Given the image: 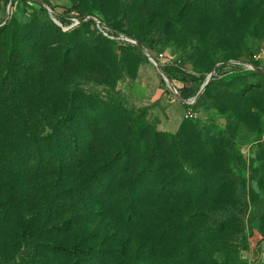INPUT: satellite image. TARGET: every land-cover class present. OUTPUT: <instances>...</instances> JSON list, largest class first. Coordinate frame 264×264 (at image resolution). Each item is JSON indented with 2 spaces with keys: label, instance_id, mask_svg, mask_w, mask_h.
<instances>
[{
  "label": "rangeland",
  "instance_id": "1",
  "mask_svg": "<svg viewBox=\"0 0 264 264\" xmlns=\"http://www.w3.org/2000/svg\"><path fill=\"white\" fill-rule=\"evenodd\" d=\"M144 1L0 0V98L7 97L16 105L13 115H37L41 112L38 100L66 96V90L57 82L74 81L71 98L84 100L72 107L74 114L80 113V107L88 110L85 102L90 98L109 101L108 91L113 89L125 107L119 120L126 119V124L130 120H147L159 135L174 136L183 131L194 143L198 171L203 175L204 170L221 169L219 174L212 175L213 186L208 191L193 195L194 216L185 212L186 225L200 228L206 234V238H197L187 251L191 255L189 264H264V74L258 70L264 71V0L248 6L244 13L228 5L231 0H224L230 13L227 26L217 25L211 16L207 18L205 7L209 0H147L142 6L140 2ZM185 3L195 7L194 15L184 11ZM43 4L64 16L99 15L115 30L132 35L139 45L119 47L117 41L103 39L91 22L73 33L63 32L49 12L41 8ZM133 16L140 18L137 24L132 22ZM170 19L181 20V27L163 28L164 21ZM71 40L76 42L75 47L64 49ZM97 40L101 41V54L95 44ZM206 42L214 43V49L204 51ZM129 45L132 48L126 47ZM10 47H16L11 63L6 59ZM146 49L156 55L164 53L166 57L157 60V65L147 56ZM11 65L16 69L11 71ZM213 71L215 81L202 93L201 100L200 96L191 103ZM16 98H21L22 103ZM189 112L196 116L187 117ZM80 125L76 127L82 128ZM35 126L37 132L44 130L40 123ZM123 126L118 121L108 136L97 134L92 155H83L86 166L75 169L80 187L86 180L103 178L100 188L110 190V195L95 192L89 197L79 187L80 191L75 188L72 195L65 196L60 208L49 215L38 208L30 209L34 219L28 224L24 239L11 221L5 229L0 227V247L10 256L6 259L0 255V264L34 261L72 264L68 253L54 247L57 243L71 246L80 243L89 248L100 243L106 231L112 232L113 221L108 214L119 215L117 201L125 180L119 176L106 179L96 171V164L104 163L107 156L119 150ZM202 128L212 130L211 145L206 146L196 135ZM26 163L39 169L34 162L23 164L27 166ZM182 164L185 172H193L189 163L182 161ZM23 170L30 175V170ZM183 185L184 195H189L187 183ZM154 191L151 180L146 189L149 202ZM181 200L184 208L191 205L189 199ZM170 203H153L152 207L159 213L161 209L168 210ZM164 224L160 220L152 232L156 236L165 234L168 238L161 248L171 251L176 237L189 229L168 226L164 230ZM136 245L142 249L140 263L159 264L155 261L160 255L156 243L147 245L140 240L131 248ZM99 259L98 255L93 264H102ZM86 261L82 264H87ZM165 263L170 261L164 260Z\"/></svg>",
  "mask_w": 264,
  "mask_h": 264
},
{
  "label": "trees",
  "instance_id": "2",
  "mask_svg": "<svg viewBox=\"0 0 264 264\" xmlns=\"http://www.w3.org/2000/svg\"><path fill=\"white\" fill-rule=\"evenodd\" d=\"M261 1L263 0H231L227 3L224 0H209L205 7L206 16L208 19L211 16V20L217 25H226L230 13L227 11L228 8L226 9L225 3L236 7L238 13H244L248 6L258 5ZM146 2L147 0L140 3L145 6ZM41 8L45 9L44 6ZM182 8L184 11L189 10L191 15L195 14V7L190 3H185ZM139 19V17L133 16L132 22L137 24ZM62 20L66 22L65 18ZM105 21L114 29L110 22ZM88 22L92 23L91 20L82 22L78 27L66 33H73ZM175 25L181 27V20H165L162 27L169 28ZM56 27L61 29L58 25ZM52 31L60 33L55 28H52ZM98 34L103 39L113 42L100 33ZM197 40L205 42L203 38H197ZM69 42V46L67 45L64 49L69 50L75 47V41ZM100 42L97 40L95 44L98 45L97 50L101 54L103 50L99 46ZM204 45H206L202 46L204 51H211L215 44L206 42ZM123 46V44L119 45V47ZM126 47L132 48L130 45ZM15 48L10 47L7 50L6 59L9 63L13 61ZM109 59L112 61L113 57L110 55ZM10 68L11 71L16 69L14 65H11ZM56 75L58 73H55ZM215 79L216 74L207 87ZM57 85L66 90V96L38 100L37 104L40 109L38 107L37 109L41 112H37V115H13L12 110L16 105L11 104L7 97L0 98L1 230L8 227L6 225L11 221L17 225V232L24 239L23 236L28 231L27 226L34 219V214L30 209L38 208L41 213L49 215L52 211L60 208L65 196L72 195L75 188L79 189L77 191H80L81 188V193L89 197H93L95 192L99 195L102 193L110 195V190L104 188L101 190L102 187L100 188V181H103V178L94 182L86 180L87 182L84 181L80 187L75 169H80L79 165L81 167L86 166L82 158L83 155H89L92 152L94 144L98 141L96 135L108 136L109 132L114 130V125L121 121L125 126H123L124 131L120 135L119 150L113 156H107L104 163L96 164V171L99 175H105L106 179L119 176L125 180L119 194V201H117L120 216L114 212V214H108L113 221L112 232L106 231L105 238L100 243L89 246V248H83L80 243L71 246L63 242L57 243L54 247L63 253H68L72 258V264H82L86 260L87 264H93L98 255L102 264H143L139 262L143 258L142 249L138 245L135 249L131 248L132 244H138L141 240V243L144 242L147 245L149 243L158 245L157 251L160 255L155 261L159 264H163L164 260L170 261V264H189L191 255L187 254V251L197 238H206V234L200 228L186 225L185 212L188 214L194 212L196 207L193 195L199 196L202 192L208 191L213 186L212 175L219 174L221 169L215 167L212 171L204 170L202 175L198 171V164H195L194 143L192 140L191 142L188 140L183 131H178L174 136L159 135L155 126L147 120H130L127 124L125 123L126 119L119 120L118 116H121L125 107L121 96L113 89L108 91L109 101L90 98L85 102L89 109L80 107V113L75 112L74 114L72 107L78 106L77 102L84 103L82 99L75 98L74 100L73 97L71 98L72 91L75 89L74 81L62 80L57 82ZM3 86L6 85L3 84ZM202 96L203 94L199 100L202 99ZM15 100L22 103L21 98ZM126 115H128L127 112ZM239 116V113L235 114L237 119ZM37 123H40L44 130L37 132L35 126ZM78 124H81L82 128H77ZM46 130L49 131L45 132ZM194 130L197 132L198 128L194 127ZM211 132V129L202 128L195 134L208 146L213 141L210 137ZM26 161L34 162V165H38L39 169L30 167L27 163L25 166L23 163ZM182 161L191 165L192 173L185 172ZM23 167L30 170V175L25 173ZM54 175L56 177H53ZM14 180L17 181L16 184ZM151 180L155 184L152 202L155 204H162L164 201L171 202L169 211L161 209L157 213L152 207L153 203L147 200L146 189ZM184 182L187 183V190L192 196L190 194L184 195L186 192ZM223 182L224 180L221 181V183ZM96 185H99V188L94 187ZM181 198L192 201L190 202L191 205L184 208ZM109 205L108 202L107 206ZM160 220L163 224L165 223L164 230L168 226L176 229H182V227L189 229L188 232L184 230L181 235L176 237L171 251L161 248L168 237L165 234L156 236L152 232L153 226L157 225ZM115 238H119L120 241ZM115 243L116 247L120 248L116 249ZM148 252L145 255H148ZM0 255L6 259L10 257L5 254V250H2L1 247ZM2 264L7 263L3 262ZM33 264L44 263L34 261Z\"/></svg>",
  "mask_w": 264,
  "mask_h": 264
},
{
  "label": "built area",
  "instance_id": "3",
  "mask_svg": "<svg viewBox=\"0 0 264 264\" xmlns=\"http://www.w3.org/2000/svg\"><path fill=\"white\" fill-rule=\"evenodd\" d=\"M43 6L49 12L55 24L58 25L65 32L73 30L74 28L78 27L82 22L91 20L94 28L98 31V33H100L104 37L110 40H113V41H117L119 44H123V45H128V44H138L139 45V42L134 37L129 36L123 32L115 31L99 15L94 14V15H87V16H77V15L64 16L63 14H60V12H58L56 9H52L51 7L45 4H43ZM63 18L66 19V22L62 20ZM145 51H146L147 56L157 65H158L157 60H161L164 57H166L164 53H160L156 55L152 53L149 49H146ZM238 63L242 65H248L254 68H259L256 65L252 63H248V62L239 61ZM215 74H216V71H214L213 76ZM194 116H196V114H194L193 112H189L187 114V117H194Z\"/></svg>",
  "mask_w": 264,
  "mask_h": 264
},
{
  "label": "water",
  "instance_id": "4",
  "mask_svg": "<svg viewBox=\"0 0 264 264\" xmlns=\"http://www.w3.org/2000/svg\"><path fill=\"white\" fill-rule=\"evenodd\" d=\"M258 70H259L261 73L264 74V71H263V70H261V69H258ZM213 74H214V71L211 72V73L209 74V76H208L207 80L205 81V83H204V85H203L201 91H200L199 94H198V98H199V97L201 96V94L204 92L206 86L208 85V83H209L210 80L212 79ZM164 76H165V78L167 79V81H169V79H168V77L165 75V73H164ZM173 88H174V86H173Z\"/></svg>",
  "mask_w": 264,
  "mask_h": 264
},
{
  "label": "bare ground",
  "instance_id": "5",
  "mask_svg": "<svg viewBox=\"0 0 264 264\" xmlns=\"http://www.w3.org/2000/svg\"><path fill=\"white\" fill-rule=\"evenodd\" d=\"M207 87V86H206ZM198 95V94H197ZM198 99V96H194V98L191 100V103H194Z\"/></svg>",
  "mask_w": 264,
  "mask_h": 264
},
{
  "label": "crops",
  "instance_id": "6",
  "mask_svg": "<svg viewBox=\"0 0 264 264\" xmlns=\"http://www.w3.org/2000/svg\"><path fill=\"white\" fill-rule=\"evenodd\" d=\"M262 262L264 263V256H262Z\"/></svg>",
  "mask_w": 264,
  "mask_h": 264
}]
</instances>
